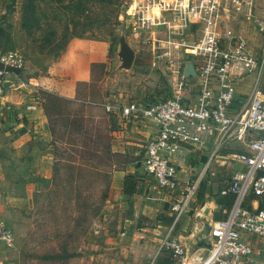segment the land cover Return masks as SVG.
<instances>
[{
  "label": "rangeland",
  "instance_id": "1",
  "mask_svg": "<svg viewBox=\"0 0 264 264\" xmlns=\"http://www.w3.org/2000/svg\"><path fill=\"white\" fill-rule=\"evenodd\" d=\"M128 2L42 0L38 2L39 28L28 33L20 28L23 0H0V57L18 52L25 60L18 77H9L8 81L27 83L29 86L22 88L27 98H38L41 104L46 103L47 98L39 91L45 90V85L35 86L34 83L49 78L48 68L53 64L59 70L55 77L60 80L63 93V82L68 77L64 74L62 57L68 48H74L70 65L76 89L74 100L57 101L56 110L48 111L53 131L51 177L43 180L30 176V180L41 181L43 189L33 194L24 210L27 222L10 226L15 247L9 249L0 243V257L4 261L7 258L10 264H149L167 231L140 232L124 223L125 211L118 208L122 202L119 181L114 175L124 172L126 167L110 168L102 153L106 146L112 152L125 148L124 153L139 159L137 162L142 169L140 155L153 137L147 132L152 125L140 121L137 128L130 129V121L118 119L97 104H109L116 109L129 103L145 106L150 100L168 95L163 62L154 61L151 51L134 41L130 40V46L135 51L134 62L139 66L133 63L127 72L116 70L117 31L123 25ZM250 8V12L245 6L240 13L232 12L230 24L234 33L245 39L248 50L260 54L264 41L260 24L264 23V0H253ZM38 75L39 79H32ZM7 91L3 89L1 97ZM86 102L96 105L84 104ZM10 112L7 110L0 120H10ZM140 125L145 126L143 133L146 134L139 133ZM206 154L211 157V148ZM217 155L210 167L213 176L206 173L197 197L216 195L233 172L244 170L247 150L240 143L225 144ZM11 158L0 157V182L10 172L14 161ZM88 165L94 166L96 172L88 169ZM105 190L107 199L103 201L101 195ZM14 195L23 198L20 191H15ZM96 212L98 216H94ZM124 224L131 227L128 229L131 233H141L142 238L131 236L133 238L128 240L124 237L127 232ZM140 225L152 227L151 222L144 220L139 221ZM94 229L100 230L99 233H94ZM246 237L244 235L243 239ZM204 253L202 250L196 256L203 257ZM166 255V252L161 253L163 257ZM195 263L196 260L188 259L184 264Z\"/></svg>",
  "mask_w": 264,
  "mask_h": 264
},
{
  "label": "built area",
  "instance_id": "2",
  "mask_svg": "<svg viewBox=\"0 0 264 264\" xmlns=\"http://www.w3.org/2000/svg\"><path fill=\"white\" fill-rule=\"evenodd\" d=\"M252 3L129 0L122 18L126 41L148 48L154 61L163 62L168 96L145 106L129 103L118 109L105 103H84L117 112L124 120L151 121L156 127L144 151L143 173L158 191L176 195L169 206L171 224L149 264L162 252L170 253L176 264L188 259L196 260L195 264H246L253 256L248 240H264V41L260 54L252 53L230 24L232 12L240 13L244 6L250 12ZM260 24L264 40V23ZM188 62L195 76L185 78ZM0 63L1 93L4 81L24 68V57L9 52L0 57ZM245 78L252 80L251 85L238 96L236 84ZM234 143L247 150L245 170L233 172L218 191L219 197L232 199L231 207L224 210V219L211 224V249L203 257L194 253L187 258L186 247L174 237L176 225L197 197L206 173L213 176L211 162L220 148ZM182 146L211 148L212 155L200 174L180 182L171 158ZM0 243L14 247L12 232L2 220Z\"/></svg>",
  "mask_w": 264,
  "mask_h": 264
},
{
  "label": "crops",
  "instance_id": "3",
  "mask_svg": "<svg viewBox=\"0 0 264 264\" xmlns=\"http://www.w3.org/2000/svg\"><path fill=\"white\" fill-rule=\"evenodd\" d=\"M74 48H68L63 54L64 59V74L68 80L63 82V93L61 92V82L55 77L59 71L53 64L49 68L50 77L45 78L43 82L34 83L35 86L45 85V90L57 94L67 100H74L76 96L75 83H73L72 74V56ZM25 64V60H24ZM71 64V65H70ZM57 66V65H56ZM53 68V69H51ZM39 70V69H38ZM57 70V71H56ZM63 72V71H62ZM17 78L18 74L13 75ZM38 77H32V79ZM72 82V84H71ZM252 80L245 78L236 84V92L238 96L245 94ZM14 85L5 89L7 93L1 97L0 93V116H5L7 110H11V119L4 118L0 120V157H12L14 159L11 163L10 172L6 174L4 181L0 182V220L6 222L9 229L11 227L21 226L24 220V210L32 200L33 194L43 189L41 181L30 180L31 175H36L43 180H48L51 177L53 155L50 148V141L52 140V132L48 120L43 112L42 104L38 98H27L22 88L29 85L23 82H13ZM14 90V91H13ZM25 90V89H24ZM18 92V93H16ZM31 92V91H29ZM117 112L113 115L118 119L121 117ZM140 120H131L128 129L137 128ZM152 125L148 127L147 132L152 135L156 133V127L151 121H145ZM145 126H139V133L144 132ZM128 144V143H125ZM123 149L119 148L117 152L124 153ZM208 148L188 147L182 146L177 154L172 156L171 160L178 167V178L180 182L191 179L203 170V167L208 160L206 152ZM144 157V152L142 153ZM209 156V155H208ZM142 162V161H141ZM126 170L121 173H116L115 178L118 179V191H121L123 186V178L126 174H133L137 183L138 191L132 197L128 198L132 202V220H124V223H129L130 226L140 232L148 231L152 233H160L162 230H167L170 226L171 213L169 211L170 202L176 195V192L164 193L158 191L153 180L149 179L139 166V162L126 165ZM138 168V169H136ZM245 170V167H244ZM243 171V170H242ZM120 174H122L120 178ZM206 179V177H205ZM205 183V181H204ZM202 183V184H204ZM208 183V182H207ZM15 191H20L22 194L15 196ZM229 200L220 198L218 194L205 195L204 197L195 198L188 209V212L179 220L174 231V237L181 241L185 247L194 248V233L196 232L197 217L204 219L205 223L212 224L220 219L226 210L223 205H226ZM123 203V204H122ZM124 199L118 204L120 211H124ZM151 222V226L139 225V221ZM155 222L156 224H152ZM128 227L124 224L123 229L127 230L124 237L128 240L133 238L131 236H139L141 233H131ZM11 230V229H10ZM12 232V231H11ZM22 236V235H21ZM249 244L253 248V256L246 264H264V240H256L250 238ZM4 246V245H3ZM15 247V246H14ZM13 247V248H14ZM11 248V249H13ZM198 254L204 249H195ZM137 251V250H136ZM154 255L152 256V258ZM11 261V259H10ZM0 264H10L9 260L0 257Z\"/></svg>",
  "mask_w": 264,
  "mask_h": 264
},
{
  "label": "trees",
  "instance_id": "4",
  "mask_svg": "<svg viewBox=\"0 0 264 264\" xmlns=\"http://www.w3.org/2000/svg\"><path fill=\"white\" fill-rule=\"evenodd\" d=\"M42 0H23V4L21 7V16H20V28L25 32H31L35 29L39 28L40 20H41V13L39 10L38 2ZM87 3H99V4H108L113 2V0H82ZM61 2V0H60ZM83 12L79 14L82 15ZM134 66L138 67L139 63L137 61L134 62ZM0 68L2 65L0 64ZM18 74V72H15ZM42 96L47 98L46 103H42L43 112L48 120L49 123V115L48 111H55L57 106V101H65V103H69L70 100L64 99L57 94L51 93L47 90H39ZM168 92V90H167ZM168 96V95H166ZM164 98V97H163ZM50 129L52 131V125L49 123ZM72 127V125L70 126ZM72 129V128H71ZM102 153L107 157V164L110 168L126 166L132 163L137 162L139 159L128 155L127 153H119V152H112L108 146L103 147ZM140 159H143V154L140 155ZM61 159L60 161H62ZM66 163H70L69 161H63ZM88 169L96 172V168L94 166H87ZM201 188V187H200ZM107 190V189H106ZM101 195V199L104 201L107 199L106 191ZM138 191V183L133 174H126L123 178V186L119 195V198L124 199L125 205V215L123 216V220H132L133 219V212H132V202L128 200V198L132 197ZM218 194V193H217ZM219 196V195H218ZM221 198V197H220ZM224 199L229 200L226 205H223L226 210L230 209L232 204V199L230 197H225ZM260 207H263V204H260ZM94 216H98V212L95 213ZM225 215L223 214L222 219H224ZM221 220V219H220ZM172 219L170 218V224ZM95 224V223H94ZM99 228V227H97ZM100 230L94 229V233H99ZM167 253V252H166ZM154 264H175L174 260L172 259L170 253H167L165 257L161 256V254L155 259Z\"/></svg>",
  "mask_w": 264,
  "mask_h": 264
},
{
  "label": "water",
  "instance_id": "5",
  "mask_svg": "<svg viewBox=\"0 0 264 264\" xmlns=\"http://www.w3.org/2000/svg\"><path fill=\"white\" fill-rule=\"evenodd\" d=\"M117 46L118 50L115 53V56L118 61L117 71H129L132 68V65L135 60V51L134 49L127 43L125 36V28L124 25L117 31ZM185 78H190L195 76L194 69L190 62H188L183 71ZM14 85L13 81H4L3 88L7 89ZM144 159H147V154H144ZM197 228L194 233V248L186 247V256L189 258L192 254L195 253V249H211V240L209 236V232L211 230V224L205 223L204 219L201 217H197L196 219Z\"/></svg>",
  "mask_w": 264,
  "mask_h": 264
},
{
  "label": "bare ground",
  "instance_id": "6",
  "mask_svg": "<svg viewBox=\"0 0 264 264\" xmlns=\"http://www.w3.org/2000/svg\"><path fill=\"white\" fill-rule=\"evenodd\" d=\"M201 264H203V262Z\"/></svg>",
  "mask_w": 264,
  "mask_h": 264
}]
</instances>
